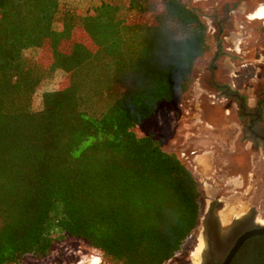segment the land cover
Returning <instances> with one entry per match:
<instances>
[{"label":"trees","instance_id":"16d2710c","mask_svg":"<svg viewBox=\"0 0 264 264\" xmlns=\"http://www.w3.org/2000/svg\"><path fill=\"white\" fill-rule=\"evenodd\" d=\"M209 49L201 13L180 0H101L82 15L61 0H0V264L67 238L109 264L181 250L200 224V185L134 129L188 91ZM56 71L63 83L34 111Z\"/></svg>","mask_w":264,"mask_h":264},{"label":"rangeland","instance_id":"374dc122","mask_svg":"<svg viewBox=\"0 0 264 264\" xmlns=\"http://www.w3.org/2000/svg\"><path fill=\"white\" fill-rule=\"evenodd\" d=\"M101 0H61L64 5L72 9L75 14H85L87 10L96 7ZM242 0H180L189 8L197 9L202 20L208 27L209 51L195 62L188 91L171 103H160L155 114L142 125L134 129L138 136L152 135L169 153H174L191 171L196 181L210 184L212 188L205 191L206 199L210 200L213 189H218L217 180L206 181L204 174L213 176L215 168L222 166L224 174H246L252 165L253 180L246 182L244 188L239 189L241 195L231 196L223 193L225 200L232 205L242 202L251 203L256 214L264 216V159L260 151L250 152L240 143V126L235 112L227 107V101L213 88L217 85H235L236 89L251 102L259 91L264 90V22L256 13L264 7V0H244L240 13L231 18L227 16L229 10L239 9L238 3ZM158 2V0H153ZM236 5V6H235ZM264 9V8H263ZM262 9V10H263ZM258 10L257 12H255ZM255 12V13H254ZM123 16L129 17L130 13L122 11ZM244 14V15H242ZM249 14V15H248ZM245 16H249L246 19ZM145 21H150L151 16H145ZM138 17H132L136 20ZM213 19V21H212ZM220 23L222 33L220 41L215 37L218 26L212 22ZM257 19V20H256ZM248 20V21H247ZM56 28H59L56 25ZM237 33H241L240 41L235 44ZM236 36V38H235ZM238 48L242 54H238ZM219 51L220 56L214 60V54ZM25 56L45 62L46 52L42 49H29ZM242 65L247 67L242 68ZM233 74L237 75L234 77ZM65 75L56 71L51 77L45 79L39 86L32 99V109L39 111L42 107V95L46 92L57 90L63 83ZM212 151L215 159L204 162L191 159V150ZM226 166L223 167V164ZM203 170V172L201 171ZM214 177V176H213ZM249 179V178H248ZM247 186V187H246ZM210 189V190H209ZM247 193V194H245ZM252 197V198H251ZM246 208L248 205L240 204ZM204 206L201 200V213ZM249 207V206H248ZM242 208H235L240 210ZM233 212V209H231ZM198 228L193 232L181 250L171 259L175 261L184 255L187 250L195 246L198 238ZM195 257L198 259V251ZM101 260V255L93 250L87 243L79 239L67 238L55 243L48 256L40 259L23 257L18 264H79L80 261L94 258ZM103 259V258H102ZM102 264H109L103 259ZM104 262V263H103ZM171 263L168 261L166 264Z\"/></svg>","mask_w":264,"mask_h":264},{"label":"flooded vegetation","instance_id":"af4514ba","mask_svg":"<svg viewBox=\"0 0 264 264\" xmlns=\"http://www.w3.org/2000/svg\"><path fill=\"white\" fill-rule=\"evenodd\" d=\"M238 5H240L239 9L228 11V17L231 18L239 14V11H241L243 5H246V2L242 0ZM262 9L259 11L256 10L255 12L258 11L256 15L261 16L262 20L260 21L264 22ZM232 12L234 13L231 14ZM219 22L215 23V19L212 22V24L219 28L215 37L217 42L220 41L219 36L222 33ZM234 35L238 36V38L235 36V44H237L241 39V36H239L241 33ZM241 51L238 48V54H242ZM214 56V60H217L220 56L219 51ZM244 67H247V65H242V68ZM233 76L237 77L235 74ZM213 88L216 89V93L220 94L228 102L227 107H231L235 112L241 129L240 134L242 135L240 137V143L243 141L245 150L250 152V154L253 151L256 153L260 151L263 154L262 159H264V90L259 91L252 101L248 102L246 97L240 93V90L236 89L235 85L220 86L214 84ZM189 156H191V159L199 161V163L203 161L206 168L207 163L205 162L215 159L213 152L207 150L194 149L189 151L188 158ZM250 157H252V154ZM224 166H226L225 163L223 164ZM251 166L249 165L250 172L243 175L235 174L227 176V174H221L223 172L222 166L214 169V177L204 174L206 181L213 180L214 178L213 181L217 180L221 183L218 184V189H213L210 192V200L206 199L205 191L208 188H212V186L205 181H201L200 185L197 181L200 185L204 202L200 216V224L198 226L199 236L196 239L198 243L190 248V250H187V253L184 255L180 253V257L177 260L171 261L170 259L169 261L171 263L169 264H224L238 241L248 233H252V236L245 239L237 247L228 264H264V216L261 217L259 214H256L252 204H247V201L242 202L240 200L238 203L246 204L249 207L246 206L244 208L240 204L230 207V202L225 200L226 198H224L223 194L229 193L231 196L227 197L231 198L235 195H241V192H238L239 189L244 188L246 182L253 180L254 174ZM201 171L203 172L202 169ZM235 208L242 209L236 211ZM231 209H233V212H231ZM199 243H201V246L200 251H198V259H196L195 254L200 245ZM101 260L103 261L102 258ZM89 261L90 259H85L84 261H80L79 264H88Z\"/></svg>","mask_w":264,"mask_h":264},{"label":"water","instance_id":"95a60500","mask_svg":"<svg viewBox=\"0 0 264 264\" xmlns=\"http://www.w3.org/2000/svg\"><path fill=\"white\" fill-rule=\"evenodd\" d=\"M252 236V233H248L246 235H244L239 241L238 243L236 244L235 248L233 249V251L231 252L230 256L228 257V259L224 262V264H228L230 259L232 258L235 250L237 249V247L245 240L247 239L248 237Z\"/></svg>","mask_w":264,"mask_h":264},{"label":"bare ground","instance_id":"6f19581e","mask_svg":"<svg viewBox=\"0 0 264 264\" xmlns=\"http://www.w3.org/2000/svg\"><path fill=\"white\" fill-rule=\"evenodd\" d=\"M262 12L264 13V9L262 10ZM91 264H102L101 260L99 258H94V260L91 262Z\"/></svg>","mask_w":264,"mask_h":264},{"label":"built area","instance_id":"2783aa9c","mask_svg":"<svg viewBox=\"0 0 264 264\" xmlns=\"http://www.w3.org/2000/svg\"><path fill=\"white\" fill-rule=\"evenodd\" d=\"M233 13H234V12H232L231 14H233ZM248 17H249V16H246V19H248ZM248 20H250V19H248ZM248 20H247V21H248ZM206 26H207V24H206ZM207 32H208V27H207Z\"/></svg>","mask_w":264,"mask_h":264}]
</instances>
